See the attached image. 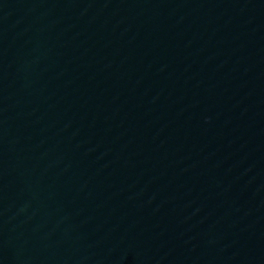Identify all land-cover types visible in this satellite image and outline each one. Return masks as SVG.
<instances>
[{
  "label": "water",
  "instance_id": "water-1",
  "mask_svg": "<svg viewBox=\"0 0 264 264\" xmlns=\"http://www.w3.org/2000/svg\"><path fill=\"white\" fill-rule=\"evenodd\" d=\"M0 264H264V0H0Z\"/></svg>",
  "mask_w": 264,
  "mask_h": 264
}]
</instances>
